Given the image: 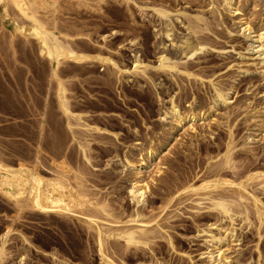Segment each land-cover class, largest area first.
<instances>
[{"label": "rangeland", "instance_id": "obj_1", "mask_svg": "<svg viewBox=\"0 0 264 264\" xmlns=\"http://www.w3.org/2000/svg\"><path fill=\"white\" fill-rule=\"evenodd\" d=\"M57 1L59 12L62 10L59 20L71 32L80 30V33H90L92 42L98 45L104 44L101 41L102 35L111 34L114 30L124 32V37L109 39L107 47L112 51H117L118 44L136 42L133 47L128 45L129 50L122 51L117 58L120 64L128 67L134 59L132 55L136 53L143 60L153 61L159 52L162 41L156 39L154 29L160 28L161 21L154 9L164 7L174 12L183 11L189 17L200 15L207 22L208 30H198L196 35L214 50L199 55L195 60L181 62H189V67L192 66L190 70L205 80L204 86L196 80H185L181 76L180 79L177 74L163 76L155 73L149 74L152 81L131 77L132 82L121 79L120 83L107 67L99 64L91 67L65 65L62 71L65 72L63 78L68 82L67 88L73 97L71 101L75 111L87 112L90 114L88 116L92 115L88 117V122L118 136L86 134L84 137V133L83 137L91 143L88 148L91 164L84 163L80 150L72 146L74 154L68 163L72 169L71 175L74 177L78 172L77 176L83 175L82 187L91 201L106 203L112 215L110 220L122 223L115 227H140V224L128 223L137 214L141 215L139 221L151 222L147 226L153 230L151 249L128 248L119 238H116L117 241L108 239L107 248L111 258L118 264H212L207 254L214 248L208 242L210 235H206V231L218 235V226L228 227L230 222L209 210L211 203L206 200L208 197L186 195L182 189L195 179L196 185H201L217 171L228 178L248 171L264 172V67L255 59L256 55L249 51L247 33L242 28L245 22L253 27L263 25L264 0H237V9L242 11L243 16L226 13L219 6V0L215 4L218 9L214 10L210 0H105L102 4H99L100 0H88L86 8H77L75 0ZM143 5L148 7L141 9ZM1 13L2 10L0 33L7 37L11 34L12 26L2 22ZM83 23L89 25L86 30H83ZM177 30L178 35L184 32L179 24ZM83 44L79 45L82 52ZM23 46L17 48V67L20 69V72L17 71V86L10 77L15 69L10 48L7 47L8 66L4 68L0 62V78L4 75L7 93L15 95L22 106L26 102L32 105V101L41 100L43 107L36 109L37 114L44 111L46 99H50L52 103L48 106H53L55 122L62 121L55 107L54 85L49 83L48 77H40L38 74L45 62L35 59V55L30 52V44ZM21 49L27 51L29 60L22 55ZM46 67L49 68L48 65ZM245 70L247 74L243 72ZM27 72L30 75H26ZM215 84L216 87L220 85L224 89H231L233 102L228 108L221 106L215 115H206L203 121L195 122L194 130L187 125L183 130L173 131L171 119L167 122L161 120L170 109L172 101L184 110L190 109L189 105L194 102L196 109L206 112L213 105ZM6 118L8 121L0 122V126L19 122L13 114H8ZM39 118L37 116L35 119ZM1 132L0 147H9V141L24 140L8 138ZM137 142L142 143L137 148L143 151L151 146L158 149L155 161L142 176L149 190L146 204L139 207L132 201L130 194L137 177L133 171L123 172L125 156L136 159L140 154L134 149ZM60 159L57 158L58 161ZM49 167L42 170L46 177H51V170H54L51 165ZM253 184L252 191L264 201L263 180ZM225 188L226 193L224 189H220L224 193L219 190L216 192L224 195L233 208L252 211L248 202H240L232 190ZM178 192L183 194L178 197ZM6 203L0 195V247L5 242L1 264H103L93 238L95 232L89 231L76 218L52 216L48 221L35 217L29 211L16 214V207ZM252 220L255 225L251 231L245 227L243 232L238 231V243L226 244L224 250L228 251L225 254L232 258L234 264H264V227L256 230L258 223L254 217ZM7 228L12 232L5 239L3 236Z\"/></svg>", "mask_w": 264, "mask_h": 264}, {"label": "bare ground", "instance_id": "obj_2", "mask_svg": "<svg viewBox=\"0 0 264 264\" xmlns=\"http://www.w3.org/2000/svg\"><path fill=\"white\" fill-rule=\"evenodd\" d=\"M75 1L77 2L75 3L77 8H86L89 5L87 3L88 0ZM104 1L100 0L99 4H102ZM219 1L220 5H218L226 13L229 12L233 15L243 16L242 11L239 8L237 9V5H239L237 0ZM216 2L218 1L210 0V6L213 7V10L214 8L218 9V6L215 7ZM147 7L143 5L140 8L145 9ZM0 10H2V22L11 24L12 26L11 34L7 37L5 34L2 33L1 35L0 33V62L2 66L4 68L8 66L7 51L10 48L11 58L13 60L12 66H15L14 71H10V77H12L11 81L14 85L17 86L19 77L17 71L20 72V69L17 67V58L19 57V50L17 48L20 45L30 44V47H32L30 52L35 55V59L37 58L39 62L43 61L46 63H41L42 65L38 70V74L40 77H48L49 83L54 85L55 107L62 117V121L55 122V114L52 112L53 106H48L52 103L50 99H46L45 109L42 113L39 111L40 114H37L38 110L36 109L43 107L41 100L37 99V101L33 102L30 99L32 105L26 102V105L22 106L15 95L13 96V94L7 93V84L2 74L3 77L0 78V122H7L8 119L6 117L8 114H13L18 117L19 122L9 126H0V130L3 132V136L24 140H21L23 143L18 140L9 141L7 143L10 144L9 147L3 145L0 147V195L7 203H12L16 207V214H24L25 211H29L28 213H33L35 217L39 216L48 221L52 216L69 219L74 217L79 222L85 224L89 231L92 230L95 232V236L93 237L95 240H93L96 242L100 261L103 264H118L108 253V239H113L114 241L116 238H119L125 242L128 248L133 247L138 250L140 247H146L151 249V234L153 230L147 227L151 222L139 221L138 219L141 218V215L137 214L135 218L131 217L132 219H129L130 221L128 223L140 224V227H115L120 222L110 220L112 215L107 209L106 203H93L89 198L90 196L85 192L86 190H83V175L77 176L79 172H75L77 174L74 177L71 175L72 169L68 163H70L69 160L73 158L74 154L72 152V146H77L80 150L84 163L91 164L88 153V148L91 143L84 138L87 136L86 134H89V136L94 134L112 135L115 138L118 136L106 128L88 122V117L90 118L92 115L88 116L90 114L87 112L75 111V107L72 104L73 101H71L73 97H71L72 95H70L71 93L67 88L68 82L65 80L66 78H63L65 72L63 73L62 68L65 65L91 67L99 64L101 67H107L120 83L121 79L124 82H132L131 77H142L143 79L152 81L149 74L155 73L163 76L177 74L179 78L181 76L182 79L185 77V80L186 78L188 80H196L204 86L205 80L190 70L192 66L189 67V62H185L186 64L181 62L182 60H195L199 55L214 50L206 41L205 43L204 40H199L196 35L198 30H208L207 22L200 15L189 17L183 11L174 12L164 7L154 9L156 16L161 21L160 28L154 29L156 39L162 41L159 52L153 61L143 60L141 55L136 53L132 55L134 59L131 66L128 67L120 64L117 58L121 56L120 53L122 51L129 50L127 49L128 45L133 47L136 42L128 41L127 45L122 43L118 44L117 51H112L107 47L109 39L124 37V32L114 30L111 34L102 35L101 41L104 43L102 45L92 42L90 33H88L89 35L87 33H80V30L78 32H71V29L67 28L61 19L59 20V13L62 10L59 12L57 0H0ZM49 13L50 15L48 16L47 14ZM178 24L183 28V34H177ZM262 24V26L253 27L250 23L245 22L242 28L247 33L249 51L256 55L255 59L259 60L264 67V20ZM82 25L85 26V28L82 27L83 30H86L89 26L85 23ZM75 26L77 28V25ZM81 43H85L82 47H84V50H89L90 52H84V50L82 52L79 47ZM90 45L94 48L90 47ZM21 52L28 60L30 59L26 53L27 51L25 52L21 49ZM16 56L18 57L16 58ZM243 72L245 74L248 73L247 70ZM28 73L26 75H30ZM22 74L23 78H25L24 73ZM19 81L21 82L20 79ZM230 90L224 89L220 85L216 87L215 84L213 105H210L206 112L202 109H196V106H193L194 102L189 105L188 108L190 109L184 110L172 101L170 109L165 112V116L163 118L161 117V120L163 119L167 122L171 119L172 121L170 120V123H172L173 131L183 130L187 125L191 126L194 130L195 127L193 124L195 122L203 121L206 115H215L214 113L218 112L217 110L221 106L227 108L230 106L231 102H233L232 97H230ZM34 107L35 109L33 110ZM261 111L263 112V110ZM37 116L40 117L38 120L35 119ZM54 122L56 123L55 125ZM137 146H142V143L137 142L134 146V149L136 148L140 154L136 159L125 156L123 172L133 171L137 177L132 184L130 194L132 201L139 207L146 204V195L149 190L148 184H146L142 176L144 171L149 169V166L155 161L158 155V149L151 146L149 149L143 151L142 148L138 149ZM57 158L61 159L58 161ZM46 163H49L54 169L51 170V177H46L42 171L49 167ZM217 172L216 174H211V179L204 182L201 181L202 184L199 186L194 182L196 179L192 182L189 181V183L184 185V189L182 190L186 195L191 194L192 196L208 197L206 200H209V203H211L208 206L210 208L209 210L215 211L222 218L229 220L230 225L228 227L218 226V235L211 233V231H206V235H210L208 242L214 248L207 256L212 264H234L231 260L232 258L225 254L228 251L224 250L226 244L238 243L240 237H238V231L243 232L245 228L251 231L255 225L254 219L252 220L253 217L258 223L256 230H262L261 227H264V201L251 189L255 181L261 179L264 182V172L248 171L245 174L235 175L233 178H228L227 175H221ZM258 186H261V184ZM225 187L229 188V191L232 190L240 202H248L247 205L249 204L252 209L250 211L251 213L245 207L243 211H239L235 207L233 208V205L226 197L220 194L224 193L220 189L223 188L225 191ZM218 190L220 193L216 192ZM180 194L183 193L181 192ZM180 194L178 192V197ZM236 205L238 206V203ZM251 214L253 215L252 218ZM11 232L10 228H7V233L3 237L5 239L8 238ZM4 246L5 242L0 247V264L5 254ZM158 264L162 263L159 262Z\"/></svg>", "mask_w": 264, "mask_h": 264}]
</instances>
